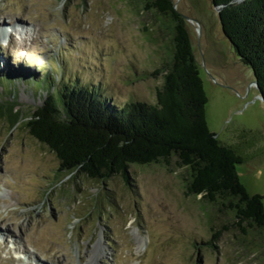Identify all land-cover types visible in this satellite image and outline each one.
Instances as JSON below:
<instances>
[{
    "label": "rangeland",
    "instance_id": "rangeland-1",
    "mask_svg": "<svg viewBox=\"0 0 264 264\" xmlns=\"http://www.w3.org/2000/svg\"><path fill=\"white\" fill-rule=\"evenodd\" d=\"M155 1L0 0V31L12 30L0 34V76L12 77L0 79V103L14 100L21 112L13 127L0 117V264H264V228L238 223L225 198L190 193L176 156L130 164L132 185L118 174L104 183L69 179L26 126L62 83L118 105L155 104L175 31ZM174 1L201 64L210 129L243 156L237 169L249 192L264 196V101L254 70L212 0Z\"/></svg>",
    "mask_w": 264,
    "mask_h": 264
},
{
    "label": "trees",
    "instance_id": "trees-1",
    "mask_svg": "<svg viewBox=\"0 0 264 264\" xmlns=\"http://www.w3.org/2000/svg\"><path fill=\"white\" fill-rule=\"evenodd\" d=\"M212 3L221 6L223 30L241 61L253 68L264 96V0ZM154 6L169 14L175 27L173 55L163 69L164 84L155 104L129 100L118 105L88 87L62 83L50 86L55 92L48 94L26 126L56 153L64 178L81 173L104 183L118 174L132 185L130 164L176 156L187 168L190 193L211 202L225 198L224 205L235 211L238 223L249 221L264 228V196L251 194L238 174L243 156L210 129L206 113L210 99L186 21L174 0H156ZM4 78L12 77L0 76ZM48 79L43 76L42 81ZM10 85L7 81L6 87ZM15 104L0 103V117H7L12 127L21 115ZM220 233L213 234L211 247H217Z\"/></svg>",
    "mask_w": 264,
    "mask_h": 264
},
{
    "label": "water",
    "instance_id": "water-1",
    "mask_svg": "<svg viewBox=\"0 0 264 264\" xmlns=\"http://www.w3.org/2000/svg\"><path fill=\"white\" fill-rule=\"evenodd\" d=\"M213 4V3H212ZM213 7L218 11V16H219V12H220V10H221V6H218V5H213ZM175 8L177 9V5L175 4ZM183 17V16H182ZM219 18H220V16H219ZM184 19H185V17H184ZM185 21H186V19H185ZM220 21H221V19H220ZM186 24H187V22H186ZM188 25V24H187ZM189 32V31H188ZM195 47V46H194ZM201 65V64H200ZM253 85H255V86H257L258 87V89H259V83H258V80L257 79H255L254 81H253V83H252ZM259 97L264 101V96L262 95V93H259ZM259 227V226H258ZM260 228H263V227H260Z\"/></svg>",
    "mask_w": 264,
    "mask_h": 264
},
{
    "label": "bare ground",
    "instance_id": "bare-ground-1",
    "mask_svg": "<svg viewBox=\"0 0 264 264\" xmlns=\"http://www.w3.org/2000/svg\"><path fill=\"white\" fill-rule=\"evenodd\" d=\"M7 29V30H6ZM5 30H1L0 31V34H2V35H6L7 33H9V31L11 32L12 30H11V26H9V27H7ZM6 229H9V228H6ZM5 231H7V230H5ZM8 233H13L14 231H7ZM6 242V241H5ZM25 247L26 246H24L23 247V249H25ZM26 250V249H25Z\"/></svg>",
    "mask_w": 264,
    "mask_h": 264
}]
</instances>
